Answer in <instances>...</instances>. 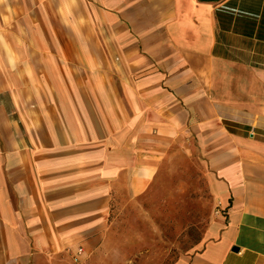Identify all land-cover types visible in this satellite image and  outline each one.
Listing matches in <instances>:
<instances>
[{
	"label": "crops",
	"instance_id": "1",
	"mask_svg": "<svg viewBox=\"0 0 264 264\" xmlns=\"http://www.w3.org/2000/svg\"><path fill=\"white\" fill-rule=\"evenodd\" d=\"M193 143L222 217L173 264H264V0H0V264L85 263Z\"/></svg>",
	"mask_w": 264,
	"mask_h": 264
},
{
	"label": "rangeland",
	"instance_id": "2",
	"mask_svg": "<svg viewBox=\"0 0 264 264\" xmlns=\"http://www.w3.org/2000/svg\"><path fill=\"white\" fill-rule=\"evenodd\" d=\"M220 217L197 145L172 146L139 197L114 189L102 241L82 264H173L197 252Z\"/></svg>",
	"mask_w": 264,
	"mask_h": 264
},
{
	"label": "water",
	"instance_id": "3",
	"mask_svg": "<svg viewBox=\"0 0 264 264\" xmlns=\"http://www.w3.org/2000/svg\"><path fill=\"white\" fill-rule=\"evenodd\" d=\"M200 1H203V2H211V3H216V2H218L219 0H200Z\"/></svg>",
	"mask_w": 264,
	"mask_h": 264
}]
</instances>
